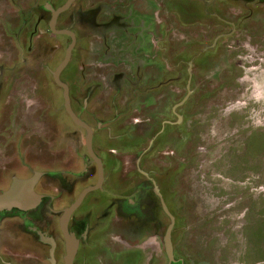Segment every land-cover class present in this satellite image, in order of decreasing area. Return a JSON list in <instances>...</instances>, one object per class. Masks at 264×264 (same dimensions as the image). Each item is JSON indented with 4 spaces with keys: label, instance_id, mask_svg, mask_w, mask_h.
I'll return each mask as SVG.
<instances>
[{
    "label": "rangeland",
    "instance_id": "obj_1",
    "mask_svg": "<svg viewBox=\"0 0 264 264\" xmlns=\"http://www.w3.org/2000/svg\"><path fill=\"white\" fill-rule=\"evenodd\" d=\"M66 1L0 0V127L33 126L31 152L44 153L42 140L52 153L12 166L0 139V190L13 176L42 174L36 235L22 221L2 228L0 252L15 254L4 258L11 264H50L44 231L64 264L60 218L97 181L86 133L53 76L71 37L49 22ZM57 26L77 35L61 78L74 111L86 106L82 117L99 133L94 147L109 175L70 222L76 242L93 247L75 264H113L121 255L127 264L169 263L171 219L151 183L136 188L139 168L155 177L175 216L173 264H264V0H75ZM190 70L192 93L175 110ZM100 194L131 200L124 222ZM98 236L109 250H94Z\"/></svg>",
    "mask_w": 264,
    "mask_h": 264
},
{
    "label": "flooded vegetation",
    "instance_id": "obj_2",
    "mask_svg": "<svg viewBox=\"0 0 264 264\" xmlns=\"http://www.w3.org/2000/svg\"><path fill=\"white\" fill-rule=\"evenodd\" d=\"M60 15H59V17H60ZM59 17H58V19H59ZM51 18H52V16H51ZM57 24H58V20H57ZM49 28H50V22H49ZM57 28H58V26H57ZM58 29H60V28H58ZM76 37H77V35H76ZM140 79H142V76L140 77ZM70 99H71V96H70ZM82 108L83 109L80 110L79 112H75V111L74 112L78 115V117L82 121H84L85 123H87L93 129V149H94V152L96 153V155L100 158V160L102 162V165H103V170H104V177H103V181H102V186L100 188H98V189H95V190L91 191V192H96V191L103 192V191H105V186L108 184V180H109V175H107V163L108 162L99 154V152L94 147V143L96 145L97 142L98 143L100 142V140H99V138H100L99 137V133H98L97 129H95L89 122L85 121V119L82 117V115L84 113V109L86 108V106L85 107L82 106ZM4 109L5 108H2V109L0 108V111H3ZM72 109H73V107H72ZM69 117H70V115H69ZM70 119L72 120L71 117H70ZM10 121L12 122L13 119L10 120ZM73 123H74V121H73ZM32 127L30 125H26L21 131L19 130L18 132H15V129H13V125H11V123H9V124H3V126L0 127V139L2 141L4 140V142H3L4 143L3 149H4L7 157H11L12 158V159H10L8 161L12 166H13V164H15L16 162L21 161V160L23 162H26V163H31V162L34 161V159H36V157H41V158H44L45 157V158H49L51 160V157H52V155H51L52 154L51 153V149L48 146H46V143L44 141H43L44 142V144H43L42 143V140H41V142H39V147L38 148L42 152H44V153L43 154L40 153V156H37V153L31 152V149L30 148L32 146H35V143H33L31 141L32 140L31 137L34 136V135H32L29 132V129H31ZM78 127L82 130V132H85L86 133V141H87V129L85 127H82V126H78ZM45 137L48 138L49 140L51 139V136L48 135L47 133H45ZM43 139L46 141L45 138H43ZM152 142H151V144H152ZM85 147H87L86 142H85ZM87 150H88V148H87ZM89 156H90L91 161L93 162V164L97 168V181L95 182V184H97V182L99 180V168H98V164H97V162L93 159V157L90 154H89ZM18 157L20 158V160H19ZM139 163H140V158H138V161H137L138 167H139ZM12 166H10V165L9 166H6V167L4 166V168H2V169H6L4 171V172H6L8 170H11V167ZM139 171H140V173L143 176H142L141 181H135V185H137L136 188H141V186H146V185H148V183H151L153 185V190H152L153 191V194H155L156 196H158V194L155 191V184L158 185L155 177L152 176V174H151L150 171H144V170H141L140 168H139ZM2 172L0 171V174ZM33 173L34 172H31L30 175H28V176H17V177L13 176V178H12L11 182L9 183V185L7 187H5L4 189H1L0 190V193L8 190L11 187L14 178H29V177H31V176L34 175ZM90 186H92V185H90ZM158 187H159V190L161 192V189H160V186L159 185H158ZM35 189H36V187H35ZM91 192H89L88 194H90ZM88 194L86 195V197L84 198V200L80 204V206L72 214V216L70 218V221H69V226H70V222L72 221L75 213L85 203V200H86ZM162 195H163V193H162ZM100 196L101 197L99 199H97L98 202H100L102 204H105V203H108L109 202V206H107L106 208H108V209L110 208V211L113 210V209H115L116 211H118V213H120V215L122 217V219H121L120 222H124L125 219H126V217H127L126 216L127 214L123 210L127 209L128 207H131V204H132L131 203V200L128 197H124V196L121 197V195H116V194H113V195H110V194H104V195L102 194L101 195L100 194ZM158 198L160 200V197L159 196H158ZM160 203H161V200H160ZM40 205L41 204H39V205H37L35 207H31V208H21V207L16 206V207H12L10 209H0V240H1L2 235H3L2 234V228H4L6 226L5 225L6 222L7 221H10V220L22 221L24 223V226H26V227L29 228V229L27 228L28 231H29V233L31 231L32 233H34L36 235V233L38 232V230H37L38 227L36 225H33V224L36 223V220H35V218H36V208H38V206H40ZM161 207H162V204H161ZM31 219H32V222L33 223L30 222ZM142 221L143 220H141V222ZM26 224H28V225H26ZM30 225H33V226H30ZM31 229H33V230H31ZM44 232H45V238H47L49 235H48L47 231H44ZM64 239H65V237H64ZM102 239H103L102 236H98L97 239H95V241H96V246H95V249H94L95 251H100V250H105V249L106 250H109V246L108 245H105V246L102 245ZM116 240L119 243H121V246H120L121 247V250L120 251L124 255L125 252H126L125 247L128 246V242H127L128 240H127V238L124 237L123 234H120L119 237L116 238ZM55 242H56L55 258H56V264H57L58 263V258H57V254L56 253H57V250H58V242L56 240H55ZM65 242H66V239H65ZM66 246H67V244H66ZM77 246H78L77 247V252H76V255H75L73 264H75L76 259L78 257V254L80 252H82L84 250H90L91 248H93V247H91L89 245L88 242L87 243H81V241H79V243H77ZM65 248H66L65 250H66V253H67V247H65ZM50 249H51V247H50ZM101 252H99L98 254H100ZM0 254H2V256H0V260L4 264H9L10 263V262H7V261L4 260V258H7L5 256H10V255L11 256H14L15 255L14 253H11L10 251H8V252L7 251H2V252H0ZM102 254L103 253H101V255ZM65 256H66V254H65ZM83 256L86 257L85 254ZM121 257H122V255H121ZM121 257H120V259H118L116 261V263H113V264H127V262H128L127 259H122ZM49 261H50V250H49ZM50 264H51V262H50ZM64 264H65V257H64Z\"/></svg>",
    "mask_w": 264,
    "mask_h": 264
},
{
    "label": "water",
    "instance_id": "obj_3",
    "mask_svg": "<svg viewBox=\"0 0 264 264\" xmlns=\"http://www.w3.org/2000/svg\"><path fill=\"white\" fill-rule=\"evenodd\" d=\"M75 2V0H67L62 6L58 7L56 10L52 13V18L50 20V29L60 35H69L71 37V43L67 47L65 57L63 61L57 66L55 71L53 72L54 79L56 83L61 86L64 89V100H65V108L74 121V123L78 126L85 127L87 129V148L89 154L93 157V159L97 162L98 168H99V180L97 184L86 187L78 196V198L65 209L64 213L61 216L60 219V227L64 234V237L66 239L67 244V253L65 256V264H73L74 258L77 252V242L72 236V234L69 231V221L72 216V214L75 212V210L80 206V204L83 202L86 195L102 186V181L104 177V170L103 165L100 160V158L96 155L93 149V129L84 121H82L78 115L74 112L71 105V99H70V89L67 83H65L61 79V73L66 68V66L69 64L73 50L75 48L77 37L76 33L70 29L64 28V29H58L57 28V20L61 13L67 11L72 4ZM191 75L192 72L190 70V79L188 82V93L184 97L182 101H180L178 104L175 105L174 109L180 105H182L190 96L192 93L191 89ZM178 118L181 119V115L178 114ZM40 172H35L33 176L29 178H14L11 187L0 193V209H10L12 207H21V208H31L37 206L42 199V195L38 194L35 190L36 184L38 183L40 177ZM155 191L160 197L162 208L164 212L170 217L171 223L169 224L165 235H164V243H165V251L169 259L168 264H172L173 262H177L178 260L175 258L174 254V247H173V241H172V232L175 225V216L170 211L162 193L159 190V187L157 184H155ZM46 241H48L51 244L50 249V262L51 264H56V258H55V249H56V242L54 238L51 236H48L46 238ZM11 264V263H9Z\"/></svg>",
    "mask_w": 264,
    "mask_h": 264
},
{
    "label": "trees",
    "instance_id": "obj_4",
    "mask_svg": "<svg viewBox=\"0 0 264 264\" xmlns=\"http://www.w3.org/2000/svg\"><path fill=\"white\" fill-rule=\"evenodd\" d=\"M173 263H175V262H173ZM173 263H172V264H173Z\"/></svg>",
    "mask_w": 264,
    "mask_h": 264
}]
</instances>
